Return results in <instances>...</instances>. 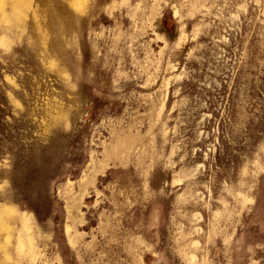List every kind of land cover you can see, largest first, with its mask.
<instances>
[{
	"label": "rangeland",
	"instance_id": "rangeland-1",
	"mask_svg": "<svg viewBox=\"0 0 264 264\" xmlns=\"http://www.w3.org/2000/svg\"><path fill=\"white\" fill-rule=\"evenodd\" d=\"M0 264H264V0H0Z\"/></svg>",
	"mask_w": 264,
	"mask_h": 264
}]
</instances>
